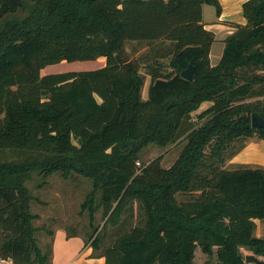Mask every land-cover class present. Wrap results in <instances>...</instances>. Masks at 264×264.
Returning a JSON list of instances; mask_svg holds the SVG:
<instances>
[{
	"label": "trees",
	"instance_id": "16d2710c",
	"mask_svg": "<svg viewBox=\"0 0 264 264\" xmlns=\"http://www.w3.org/2000/svg\"><path fill=\"white\" fill-rule=\"evenodd\" d=\"M205 4L221 15L220 0H0V259L52 264L26 184L36 171L92 182L85 245L105 264H195L198 247L205 264L264 257V167H225L235 142L264 139L252 125L264 117V0L243 3L246 23L216 64ZM129 41L148 50L132 57ZM101 57L100 68L42 74ZM152 143L183 147L170 167L162 155L140 164Z\"/></svg>",
	"mask_w": 264,
	"mask_h": 264
},
{
	"label": "rangeland",
	"instance_id": "374dc122",
	"mask_svg": "<svg viewBox=\"0 0 264 264\" xmlns=\"http://www.w3.org/2000/svg\"><path fill=\"white\" fill-rule=\"evenodd\" d=\"M203 8L204 20L212 26V30L215 31V36H217V41H215L213 47V58L215 59L220 52V49L224 44V38L228 35L230 29L229 26L217 24L218 18L215 6L205 4ZM126 49L132 57H140L148 50L146 46L133 41H129L127 43ZM165 61L168 63L169 59H166ZM105 64V57H101L97 60L73 62L62 61L56 64L48 65L42 70V74L45 75L56 72L92 70L100 68ZM149 83L150 77L147 76L146 85L143 90L144 98H147ZM209 105V102L203 103L197 111L193 112L192 120L199 124L197 115ZM251 139L252 138L239 140L232 145L229 150V154H232L233 156L231 158H227L225 167L236 168L243 165L236 163L235 156L244 148L247 141ZM182 147L183 143L178 146L175 144L167 147H161L154 143L149 144L144 147L140 153V164L144 162L148 163L156 157L162 155V164L165 167H170L180 154ZM4 154L6 159H19L11 151ZM26 184L33 195L31 210L34 214L38 215V218H36L33 223L36 227H45V229L36 232L39 244L43 250H47L48 245L50 244L52 249L50 255L55 262L54 264H65L72 256L77 254V252L83 248V244H85V242H82L86 241V239L89 238V234L93 232L89 224V210H85L82 207L88 193L93 188L92 182L83 176H75L65 179L59 173L45 177L36 171L32 173L31 179L28 180ZM103 223L104 218L102 210L99 209L96 213L95 224L101 225ZM262 230H264V225H260V231ZM49 231L50 233L52 232V234H50ZM201 253H203V251L199 249V255L197 257L198 263L201 259ZM244 253L253 254L250 250H244ZM260 259H264V257H260ZM0 264L12 263L9 260H0Z\"/></svg>",
	"mask_w": 264,
	"mask_h": 264
},
{
	"label": "crops",
	"instance_id": "0c3cea01",
	"mask_svg": "<svg viewBox=\"0 0 264 264\" xmlns=\"http://www.w3.org/2000/svg\"><path fill=\"white\" fill-rule=\"evenodd\" d=\"M247 0H220L222 4V13L218 17L217 16V24L219 25H226L229 26V33L233 31L234 24H245L246 18L243 15V3ZM203 19H204V8H203ZM205 26L207 29L212 30V26H210L208 23L205 22ZM228 33V34H229ZM216 34V33H215ZM217 41V36H216ZM215 44V42H214ZM211 50V62L212 64L218 63L223 50H224V44L222 48L220 49V52L218 53L217 57L213 58V47ZM236 163L243 164V165H252L253 167H264V139L260 138H252L251 140H248L246 145L242 150L238 152V154L235 156ZM257 224V234L258 236L264 237V230L260 231V225H264V221L256 220ZM83 237V236H82ZM83 241L82 243H84ZM199 249L197 248L196 254H195V264H205V261L207 260V255L203 252L201 253V259L199 260V263L197 261V257L199 255ZM93 248L88 244L87 246L83 244V248L80 249L77 254L72 256L68 262L65 264L71 263V264H105V258L104 257H94L92 255ZM260 258V257H259ZM1 261H5L3 259H0ZM10 261V260H9ZM12 263V261H10ZM54 260L52 259V264H54Z\"/></svg>",
	"mask_w": 264,
	"mask_h": 264
},
{
	"label": "water",
	"instance_id": "95a60500",
	"mask_svg": "<svg viewBox=\"0 0 264 264\" xmlns=\"http://www.w3.org/2000/svg\"><path fill=\"white\" fill-rule=\"evenodd\" d=\"M182 76L188 80L193 79L194 76V66L192 64L189 65L188 68L182 71ZM252 125L260 128L264 127V117L259 113H254L252 115ZM261 259L254 254H247L246 255V262L247 263H258Z\"/></svg>",
	"mask_w": 264,
	"mask_h": 264
}]
</instances>
